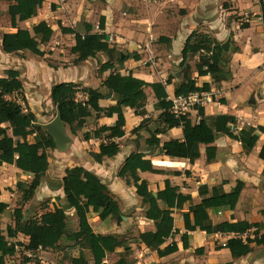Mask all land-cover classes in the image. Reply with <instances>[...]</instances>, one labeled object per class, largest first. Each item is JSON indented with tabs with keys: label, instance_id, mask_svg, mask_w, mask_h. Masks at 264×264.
Segmentation results:
<instances>
[{
	"label": "crops",
	"instance_id": "crops-1",
	"mask_svg": "<svg viewBox=\"0 0 264 264\" xmlns=\"http://www.w3.org/2000/svg\"><path fill=\"white\" fill-rule=\"evenodd\" d=\"M262 4L264 0H44L36 17L18 24L19 28L30 30L32 26L45 22L52 29L50 41L46 45L39 46L44 56L36 57L27 55L28 53H23L21 56L5 54L0 48V77H5L4 73L8 70L17 71L27 101L29 97L25 91L26 81L36 89L34 97H38L39 89L43 90L44 107H39L37 110L30 107L31 109L26 111L35 115V125L39 127L54 119L51 112L56 109L49 96L51 88L56 84L73 83L78 85L80 90L85 88L98 90L103 96L99 106L105 109L116 104V97L102 86L103 81L112 73L121 76L132 74L134 78L149 84H165L169 80L165 90L170 100L174 97L175 88L183 82L184 70L179 66L184 44L193 32H199L214 38L221 47L228 43L223 50L226 59L225 78L218 84H214L209 76L198 77L195 65L199 62V56L191 57L187 62L197 86L201 87L203 84L210 86L208 92L212 101L202 108L203 119L220 115L234 117L236 125L228 126L233 133H238L246 127L264 128ZM52 5L55 6L54 9ZM231 16H237L239 19L231 20L229 18ZM243 19H246L247 28H241L242 24H238L242 23ZM100 21L103 30L99 29ZM78 24L92 26V34H104L113 46L114 53L109 55L100 53L93 59L74 65L76 56L71 54V49L75 46L74 35L64 34L61 29H75ZM15 32V29H4L0 25V42L3 34ZM80 35L84 36L85 33L80 31ZM123 57L127 59L120 62ZM25 58L26 72H22L21 62H25ZM108 62L113 64V69L99 73V68ZM145 93L147 103L144 116H137L130 109L124 112V136L112 140L119 145L116 156L106 158L100 164L94 162L90 153H98L99 146L107 144L108 141L103 135L101 138L85 142L82 140V135L103 126L112 127L117 117L101 116L96 120L88 119L83 128L77 132V136L71 135L66 130L67 136L71 139L66 151H48L49 168L41 184L46 181L47 186L50 187L51 182L64 177L65 170L74 167H82L91 172L108 188L123 216L120 222L123 226L119 227L120 223H116L115 217L100 221L98 214L89 213L87 215L89 223L92 221L96 227L97 222L101 224L94 233L119 237L127 230L132 220L126 218L124 214L140 211L141 220L135 229L137 233L135 238H137L141 233L153 231L154 225L153 222L144 220L146 207L136 195L135 188L127 185L117 175L130 154L141 153L144 159L151 162L152 168L159 171V173L138 172L139 178L147 182L148 189L154 197L164 189L167 181L178 189L179 194L189 196L191 201L185 203L181 210L173 212L174 230L178 234L167 239L161 247L163 249L174 243L177 251L159 258L156 251L137 243L138 246L134 245L138 258L136 264H264L263 246L254 245L248 255L233 259L229 250L223 247L228 240L226 234L207 235L200 231L187 232V249L183 248L181 241V235L186 233L183 215L188 212L190 206H197L206 198L199 196V187L206 186L211 189L222 186L225 193H232L239 182L243 184V188L234 210L225 207L208 209L209 219L213 225L224 222L257 224L259 227L252 228L248 231V235L251 237L257 232L259 237H264L263 162L258 157L264 145V133L258 134L257 143L249 154L244 152L240 143L225 135H218L213 143L216 148V158L213 161H207L204 145L199 146V158L194 163L186 159L166 157L159 148L150 149L146 145L150 132L162 129L163 125L159 122L162 111L154 110L156 100L152 90L147 88ZM78 96L86 100L84 93L80 92ZM194 115L192 113L188 119L192 125H195ZM143 120L146 122L142 129L133 134L132 131L139 127ZM157 138L160 147L170 140L183 142L182 128L167 130ZM8 176L10 180L24 176L31 178L30 175L20 173L14 166L0 167V202L8 205L7 212L10 209L9 204L13 206L8 195L13 198L17 196L14 187H10V193L5 191V188H9L4 183ZM42 196L48 197L44 194ZM60 198L63 199V194ZM66 214L75 216L73 210L67 211ZM119 239L122 240L120 237ZM18 240L25 246L28 243L26 238ZM200 249L203 252L196 253ZM72 252V256L77 257V251ZM118 252L120 249L113 254ZM47 253L49 252H37L36 258L40 264H46ZM28 257L35 258L32 255ZM106 262L109 263L107 260Z\"/></svg>",
	"mask_w": 264,
	"mask_h": 264
},
{
	"label": "trees",
	"instance_id": "trees-1",
	"mask_svg": "<svg viewBox=\"0 0 264 264\" xmlns=\"http://www.w3.org/2000/svg\"><path fill=\"white\" fill-rule=\"evenodd\" d=\"M8 2L6 14L9 18L11 29L15 33H6L1 37L0 48L5 54L22 55L28 53L36 57H43L44 53L39 46L46 45L53 34L52 29L45 23L40 22L31 29H21L19 23L26 22L37 16L44 0H0ZM55 8L54 5L51 6ZM261 21L264 27V4L261 5ZM1 15V12H0ZM103 24L99 23V29L103 30ZM247 28V25H241ZM64 34H72L75 39V46L71 54L76 56L74 65L95 58L98 54H113L114 48L108 42L104 34H92L93 27L88 24H78L75 29H61ZM80 31L85 33L80 35ZM199 56V62L195 65V72L198 77L209 76L214 84L222 82L225 78L224 62L225 54L221 45L212 37L199 32H193L186 40L181 52L180 68L183 69V82L174 90V96H187L194 92L209 91L210 86L203 84L198 87L192 79V73L187 62L191 57ZM136 58V57H135ZM123 57L120 62H124ZM113 69V64L108 62L102 65L98 72H106ZM5 77H0V167L2 165L14 166L20 173L30 175V182L18 181L16 190L21 192L23 204L30 202L40 184L46 177L49 168L48 151L56 150L53 139L47 132L36 126L35 115L26 112L23 105L17 101L10 100L12 96H20L26 104L23 96V86L18 80L17 71L8 70ZM162 83H146L136 79L132 74L121 76L112 73L102 83V86L116 97V104L109 108H101L99 101L102 94L91 88L80 90L79 86L73 83L56 84L51 88L50 101L53 107L61 114L62 122L68 132L77 136L86 121L102 117H117L112 127H100L91 133L82 135V140L88 142L91 139H98L105 135L107 144L99 146L98 153H90V157L96 163H102L106 158H112L119 152V145L112 140L124 136L126 109L133 110L137 116L145 115L147 95L145 90L150 88L156 100L154 110L162 111L159 122L162 129L150 132L146 145L150 149L159 148V151L166 157L186 159L194 163L199 158V146L206 147V159L208 162L215 160L216 148L213 146L218 135H225L229 139L241 144L244 152L249 154L255 147L258 134L264 133V128L246 127L238 133H233L228 126H235L234 117L220 115L210 119H203V109H199L202 120L197 125L181 117L176 119L169 113L171 102L168 100L165 86ZM82 92L86 95L85 101H78L77 95ZM143 120L139 127L132 131L136 134L145 124ZM182 128L183 142L170 140L160 147L158 135L164 134L167 130ZM10 133V134H9ZM259 159L263 162L264 176V145L259 152ZM138 172L159 173L152 168L151 162L144 159L141 153H132L125 160L118 172V177L123 179L129 186L135 188L136 195L141 199L144 211V219L153 222L154 230L141 233L135 239L147 249L156 251L159 258L171 255L177 251L173 243L161 249L165 241L178 234L174 230V219L172 214L175 210H181L183 205L191 201L189 196L178 193V189L165 182L162 191L153 196L149 191L146 181L139 178ZM63 192L62 207L54 206L45 208L39 215L31 216L22 212L20 208L13 211V226H7L5 231L1 227L0 219V264H6L7 257H13L23 245L18 236L28 239L24 252H30L36 258L38 251H63L64 258L68 264H110L106 262L108 254H113L117 249L128 247L115 235L96 234L91 228L87 219L89 213L98 214L100 221L115 217L116 223L122 221V213L118 203L112 198L108 188L89 171L82 167H74L64 171L61 179ZM243 184L238 183L232 193H225L222 186L209 189L201 186L198 189L200 197H205L197 206H190L188 212L183 215L186 233L181 235L184 249L188 248L187 232H205L207 235L234 234L241 236L252 228L257 229V224L247 222L220 223L213 225L209 219L207 210L217 208H229L234 210ZM8 205L0 202V218L7 213ZM73 210L77 221V230L69 231L67 211ZM27 217V218H26ZM264 247V237L255 233L253 239L243 241L240 238H232L225 244L233 259L248 255L253 246ZM77 251V257L72 256V251ZM203 250H197L201 254ZM22 264H40L33 261L27 254L24 255ZM115 264H129L125 258L119 259Z\"/></svg>",
	"mask_w": 264,
	"mask_h": 264
},
{
	"label": "rangeland",
	"instance_id": "rangeland-1",
	"mask_svg": "<svg viewBox=\"0 0 264 264\" xmlns=\"http://www.w3.org/2000/svg\"><path fill=\"white\" fill-rule=\"evenodd\" d=\"M9 3L8 2H1L0 3V25L1 28L4 29H9L10 25H9V18L6 14L7 11V7H8ZM4 11V12H2ZM236 17V18H235ZM231 16L229 17L231 20L232 18L235 19V21H237L239 18L237 16ZM242 19V18H240ZM245 21L246 19H243L242 23H238V24H242L245 25ZM27 27V26H25ZM29 55V54H27ZM19 57V56H18ZM37 59V58H35ZM26 60V58L24 59V61ZM49 60V59H48ZM22 64V69H20V71L22 72H26V69L24 67V65L26 66V61L25 62H21ZM29 80V79H28ZM25 91H26V95L29 97V100L27 101L26 99V104L24 105V102L22 100V97L20 96H12L9 99L10 100H14L17 101L18 103L22 104L24 109L26 111H29L31 108L37 110L39 109V107H44L45 105V94L43 93V90L38 91V97H34V92H35V88L30 84V82L26 81L25 82ZM23 96H24V91H23ZM35 99H33V98ZM25 98V96H24ZM78 101H82V96H78L77 97ZM31 107V108H30ZM40 113H42L41 110H39ZM56 115V111L53 110L51 112V116L52 118L55 117ZM40 120H45L46 119H40ZM67 130V127H66ZM68 131V130H67ZM137 136V135H136ZM138 137V136H137ZM31 181V178L28 177H22L19 179V177L13 178V180H10V177H6L5 178V185H8L9 188H5L7 191V193H10V187H14L15 191L17 193V196H15L14 198L11 197L10 195H8L10 197V199L12 200L13 206L11 205V203L9 204L10 209L9 211L4 215L1 216V227L3 229V231H5L7 226H13V211L17 208H20L21 211L27 212L28 215L31 216H35V215H39L41 212L44 211L45 208H53L54 206H58V207H62V203H61V198L62 197V189L59 190H55L53 191L49 186H47V182L45 181V183L43 182V185L41 184V188H39L34 196V198L28 202L27 204H23L22 200H21V192L16 190V183L18 181ZM45 180V178H44ZM61 179H56L55 182L53 183H60ZM46 195L48 196L47 198H44V196L42 195ZM138 213V214H137ZM140 211H133L130 214H124V216L127 218H131V222L130 225L127 226V230H125L124 232H122L123 234L119 235L120 238H122V242L128 247V250L126 252L123 251V249H120V252L113 254V255H109L106 260L110 263V264H115L119 259L121 258H125L127 260V262L129 264H136L138 261L137 255L135 254L136 249L134 248L135 246H138V244L135 241V237L137 235L136 233V227L138 222L141 220L140 219ZM143 217V216H142ZM27 218V217H26ZM145 220V219H144ZM68 229L69 231H76L77 230V221H76V217L75 216H68ZM98 226L96 227L95 224L92 223V221H90V225L93 231L96 232V228L100 227L101 224L100 222H97ZM111 224V223H108ZM112 225V224H111ZM128 225V224H127ZM122 223H120L119 227H122ZM131 227V228H130ZM106 231V230H105ZM18 239H22L24 240L25 238L23 236H18ZM129 245H133V246H129ZM52 253V254H51ZM48 255L46 256V264H68L67 260L64 258V253L63 251H49V253H47ZM24 252L23 250H19L13 257H7L5 259V263L6 264H22L24 261ZM77 256V254H76ZM33 261H37V258H33Z\"/></svg>",
	"mask_w": 264,
	"mask_h": 264
},
{
	"label": "built area",
	"instance_id": "built-area-1",
	"mask_svg": "<svg viewBox=\"0 0 264 264\" xmlns=\"http://www.w3.org/2000/svg\"><path fill=\"white\" fill-rule=\"evenodd\" d=\"M169 101L172 104L169 110V113L171 115H173L176 119L183 117L188 120L191 114L194 113L195 125H197L202 120V117L199 115L198 112L199 109H202L207 103H210L212 99L210 93L208 91H204V92H194L188 94L187 96H178V97L174 96ZM254 236L250 237L248 235V232L241 236H237L234 234H227L228 240L232 238H240L243 241H245L246 239H253ZM223 247H225V243L223 244ZM30 255L31 253L27 252V256Z\"/></svg>",
	"mask_w": 264,
	"mask_h": 264
},
{
	"label": "water",
	"instance_id": "water-1",
	"mask_svg": "<svg viewBox=\"0 0 264 264\" xmlns=\"http://www.w3.org/2000/svg\"><path fill=\"white\" fill-rule=\"evenodd\" d=\"M227 46L228 43L222 45V50H225ZM41 127L53 139L57 151L64 152L69 148L71 139L67 136L66 126L62 122L61 114L58 110H56L54 119L50 123L42 125ZM49 185L53 191L59 190L62 187L61 183L51 182Z\"/></svg>",
	"mask_w": 264,
	"mask_h": 264
}]
</instances>
